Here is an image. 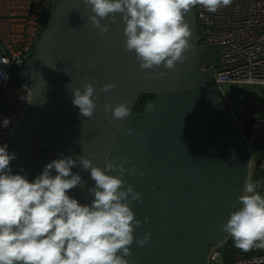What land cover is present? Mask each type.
Instances as JSON below:
<instances>
[{"label": "water", "instance_id": "obj_1", "mask_svg": "<svg viewBox=\"0 0 264 264\" xmlns=\"http://www.w3.org/2000/svg\"><path fill=\"white\" fill-rule=\"evenodd\" d=\"M53 2L36 54L11 68L19 84L32 89L29 109L7 149L16 154L12 173L31 182L61 154L77 158L72 172L83 184L68 195L83 205L94 199L88 192L94 181L79 157L101 168L106 159L120 163L126 157V169L143 172L120 177L125 189L131 185L142 197L130 202L142 222L133 234L136 240L151 234L143 247L131 245L129 264H209V248L224 242L225 248L232 238L222 228L249 181V138L257 130L244 127L218 88L209 85L212 72L202 68L196 6L185 16L191 30L185 61L172 70L162 65L142 70L135 53L124 51L122 14L115 23L102 20L109 30L101 35L83 0ZM85 83L96 89L90 119L72 104V91H83ZM107 83L114 88L102 92ZM143 95L152 97L143 111L135 110ZM125 102L131 110L126 122L104 111L105 104ZM224 262L230 264L227 257Z\"/></svg>", "mask_w": 264, "mask_h": 264}, {"label": "clouds", "instance_id": "obj_2", "mask_svg": "<svg viewBox=\"0 0 264 264\" xmlns=\"http://www.w3.org/2000/svg\"><path fill=\"white\" fill-rule=\"evenodd\" d=\"M93 13L89 21L101 35L109 30L104 19L116 22L122 14L125 52H134L140 68L155 69L161 65L172 70L186 59L190 48L191 30L185 16L196 5L210 13L231 5L232 0H83ZM67 73V72H66ZM163 75V73H159ZM114 88L105 84L102 92ZM96 89L85 83L83 91L71 93L72 104L79 114L92 118L96 109ZM152 105H148V109ZM116 120L126 122L131 115L128 104L114 108L104 105ZM10 119L3 120V127ZM131 133V129L129 130ZM8 145L0 146V264H129L131 245L143 247L151 234L142 239L134 237L135 219L131 201H141V194L120 178L127 174L143 175L133 166L124 167L126 157L106 159L104 167L80 156L79 166L90 171L94 187L88 189L94 197L90 204H81L68 192L82 186V178L73 173L78 165L71 156L55 159L46 164L43 172L33 181L24 175L13 174L10 162L16 154L8 152ZM55 170V175L52 174ZM119 171L120 175L108 174ZM249 182L238 197L239 206L229 213L222 230L228 233L236 248L243 252L264 249V196ZM129 197L131 200H129ZM148 217H145L147 220Z\"/></svg>", "mask_w": 264, "mask_h": 264}, {"label": "built area", "instance_id": "obj_3", "mask_svg": "<svg viewBox=\"0 0 264 264\" xmlns=\"http://www.w3.org/2000/svg\"><path fill=\"white\" fill-rule=\"evenodd\" d=\"M54 9L53 0H0V146H9L32 99V89L23 86L15 109L7 112L5 94L14 78L11 68L34 57ZM196 13L201 55L210 47L220 52L218 66L207 63L202 55V68L212 72L209 85L218 88L224 99L226 84L264 87V0H232L230 6L215 13L196 5ZM5 118L10 119L7 127H3ZM242 124L264 131V122ZM257 171L259 193L264 196V152L258 158ZM224 244L209 248V264H225V257L230 264H264V249L254 248L253 254L239 256L230 241L225 248Z\"/></svg>", "mask_w": 264, "mask_h": 264}, {"label": "crops", "instance_id": "obj_4", "mask_svg": "<svg viewBox=\"0 0 264 264\" xmlns=\"http://www.w3.org/2000/svg\"><path fill=\"white\" fill-rule=\"evenodd\" d=\"M21 90L22 86L19 84V82H17L13 86L10 85L9 90L5 94V105L7 112L10 113L15 109ZM246 93L248 95L249 103L246 105L247 109H245L246 112L244 118L241 119L240 122L244 121L247 124L257 121L264 122V87H247ZM252 145L254 146L258 161L259 156L263 155L264 152V131L262 129H259L250 137V146ZM249 182L255 183L257 185L256 191L259 192L260 176L257 171V165L254 172L251 166V174L247 183ZM230 243L239 256L254 253V249L249 252H243L240 249L236 248L232 238L230 240Z\"/></svg>", "mask_w": 264, "mask_h": 264}, {"label": "rangeland", "instance_id": "obj_5", "mask_svg": "<svg viewBox=\"0 0 264 264\" xmlns=\"http://www.w3.org/2000/svg\"><path fill=\"white\" fill-rule=\"evenodd\" d=\"M207 55V57L205 58V56ZM203 58L207 59L206 62L213 64L215 66H218L219 63V56H220V52L219 49L216 47H210L208 48V50L206 51V53L202 52ZM18 82L17 78H13L11 86L15 85ZM224 92L226 94V99L227 102L230 106V108L232 109L235 117L237 120H241L244 118L245 115V109H247V104L249 103V99H248V95L246 93V88L243 85H230V84H226L224 86ZM241 96H244V98H242ZM249 106V105H248ZM251 150H252V160H251V166L253 169V172L256 168L257 165V155L254 149V146H251ZM233 261V259L231 258V262Z\"/></svg>", "mask_w": 264, "mask_h": 264}, {"label": "trees", "instance_id": "obj_6", "mask_svg": "<svg viewBox=\"0 0 264 264\" xmlns=\"http://www.w3.org/2000/svg\"><path fill=\"white\" fill-rule=\"evenodd\" d=\"M152 95H143L137 103L135 110L143 111L146 105V100L151 98Z\"/></svg>", "mask_w": 264, "mask_h": 264}]
</instances>
